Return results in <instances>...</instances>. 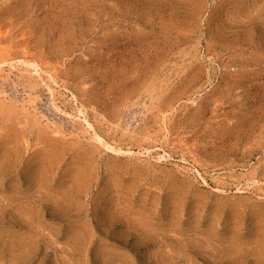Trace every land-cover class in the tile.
Instances as JSON below:
<instances>
[{"label":"rangeland","instance_id":"rangeland-1","mask_svg":"<svg viewBox=\"0 0 264 264\" xmlns=\"http://www.w3.org/2000/svg\"><path fill=\"white\" fill-rule=\"evenodd\" d=\"M0 57V264H264V0H0Z\"/></svg>","mask_w":264,"mask_h":264},{"label":"bare ground","instance_id":"bare-ground-1","mask_svg":"<svg viewBox=\"0 0 264 264\" xmlns=\"http://www.w3.org/2000/svg\"><path fill=\"white\" fill-rule=\"evenodd\" d=\"M1 58V57H0ZM10 65V64H9ZM27 67L30 69V70H28V68H27V73H30V74H32V73H34V74H36L37 76H38V74H39V71L42 73H46V72H44V71H42V70H40L39 68H37L36 66L34 67V66H31V65H27ZM9 68H12V67H10L9 66ZM15 68V67H14ZM24 84V83H23ZM25 85V84H24ZM48 89L51 91V93L53 92V90L50 88V87H48ZM3 92H0V94H2ZM4 95H5V93H3ZM26 94H28V93H26ZM54 94V95H53ZM31 95V94H30ZM52 95H53V97L55 96V92H53L52 93ZM28 96V95H27ZM3 97V96H2ZM30 97V96H29ZM31 99V98H30ZM23 101V100H22ZM26 102V100H24V103ZM27 103V102H26ZM25 103V104H26ZM30 104V103H29ZM55 104V103H54ZM17 105V104H16ZM28 107H32V106H29L28 105ZM32 109L34 110V116L36 117V119H37V121L39 120V121H42V119H41V117L38 115V113L37 112H35L36 110H35V108H33L32 107ZM79 113H81V112H79ZM41 116H42V114H41ZM71 118H73L74 120H77V121H79V123H80V125L81 126H88V125H90L88 122H87V120H86V118H85V116H84V114H76V115H71L70 116ZM96 139L97 140H100V137L99 136H96ZM142 155H146V153L145 152H142L141 153Z\"/></svg>","mask_w":264,"mask_h":264}]
</instances>
